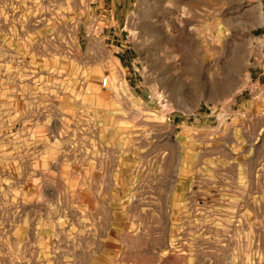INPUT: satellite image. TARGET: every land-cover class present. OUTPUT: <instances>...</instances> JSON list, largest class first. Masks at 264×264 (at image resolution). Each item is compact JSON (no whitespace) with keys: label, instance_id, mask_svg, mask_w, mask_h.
I'll return each instance as SVG.
<instances>
[{"label":"rangeland","instance_id":"374dc122","mask_svg":"<svg viewBox=\"0 0 264 264\" xmlns=\"http://www.w3.org/2000/svg\"><path fill=\"white\" fill-rule=\"evenodd\" d=\"M263 34L264 0H0V264H264Z\"/></svg>","mask_w":264,"mask_h":264},{"label":"built area","instance_id":"2783aa9c","mask_svg":"<svg viewBox=\"0 0 264 264\" xmlns=\"http://www.w3.org/2000/svg\"><path fill=\"white\" fill-rule=\"evenodd\" d=\"M113 22H114V16H113L112 9L100 7L93 21V26H92L93 33L91 34L92 37H95V36L96 38L100 37L101 39L103 38V40L109 39L110 38L109 25ZM254 40H255V43H257L259 46L262 47V49L264 48V34L256 37ZM101 85L103 87H106L108 85L107 78H104L101 81Z\"/></svg>","mask_w":264,"mask_h":264},{"label":"crops","instance_id":"0c3cea01","mask_svg":"<svg viewBox=\"0 0 264 264\" xmlns=\"http://www.w3.org/2000/svg\"><path fill=\"white\" fill-rule=\"evenodd\" d=\"M111 25V24H110ZM113 28V26H111Z\"/></svg>","mask_w":264,"mask_h":264}]
</instances>
